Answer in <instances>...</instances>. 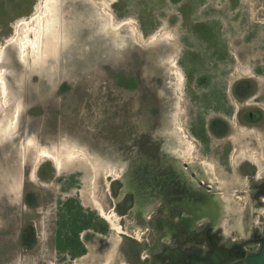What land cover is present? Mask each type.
Instances as JSON below:
<instances>
[{"label":"rangeland","instance_id":"rangeland-1","mask_svg":"<svg viewBox=\"0 0 264 264\" xmlns=\"http://www.w3.org/2000/svg\"><path fill=\"white\" fill-rule=\"evenodd\" d=\"M47 1L0 0V68ZM61 1L50 62L28 47L22 98L0 94V264H216L210 240L249 264L264 121L235 115L264 107V0Z\"/></svg>","mask_w":264,"mask_h":264},{"label":"bare ground","instance_id":"bare-ground-1","mask_svg":"<svg viewBox=\"0 0 264 264\" xmlns=\"http://www.w3.org/2000/svg\"><path fill=\"white\" fill-rule=\"evenodd\" d=\"M81 1V0H80ZM103 1V0H102ZM65 2V1H64ZM70 2V1H69ZM72 2V1H71ZM78 2V1H77ZM63 2L61 0H48L47 3H45V8L42 11H38V13L34 14L32 19L36 20L38 22V24L32 25L33 23H31V21L27 22V35L29 36L28 41H23L21 43L17 42V44L19 43V45L17 46V50L19 51V56H16L14 58V62L13 61H9L6 62L5 57L2 60V68H0V94H2V101L3 104L7 103V104H12L17 102V100H19L21 94H22V83H18L20 80L25 79L24 81H26V77L28 76L29 73L32 74V70L33 68L30 67V60H29V56L30 53L27 54V50L28 47L33 49L34 53H36V58L37 60H41L44 65H47V62H50L48 59V51L46 48H50L49 44L51 43L50 39L53 38V36L55 35L54 31H57V26H58V16H61V14H64L65 11L67 10V8L64 7V5L62 4ZM96 3V2H95ZM73 4V2H72ZM85 4V3H84ZM75 5V4H74ZM79 5V3H78ZM43 6V5H42ZM41 9V7H39ZM80 9V7H79ZM75 10V9H74ZM81 10V9H80ZM73 14V13H72ZM78 15V12H77ZM66 16H69L68 13ZM71 16V15H70ZM77 18V16H76ZM64 19V18H63ZM78 19V18H77ZM60 20V19H59ZM106 20V19H105ZM64 22V20H62ZM68 21V19H67ZM61 22V21H60ZM66 22V21H65ZM111 24V23H110ZM63 25V24H62ZM65 25V24H64ZM68 25V24H67ZM106 25V24H105ZM61 26V25H60ZM55 27V29H54ZM69 28V27H68ZM67 28V29H68ZM65 29V28H64ZM66 29V30H67ZM65 30V31H66ZM59 32V31H58ZM61 32V31H60ZM63 32V31H62ZM34 33L35 36H32V34ZM66 33V32H65ZM115 33V32H114ZM59 33H56V35ZM63 34V33H62ZM61 34V35H62ZM160 34V33H159ZM58 36V35H57ZM159 36V35H158ZM55 38V37H54ZM59 37H57L58 39ZM16 39V38H15ZM56 39V38H55ZM56 39V40H57ZM26 40V39H25ZM155 40V39H154ZM14 41V40H13ZM53 41V39H52ZM59 42V41H58ZM16 43V42H15ZM27 44H30V46H28ZM54 46V45H53ZM52 48V47H51ZM50 48V49H51ZM54 48V47H53ZM54 50V49H53ZM29 51V50H28ZM56 51V50H55ZM32 52V50H31ZM17 53V52H16ZM55 53V52H54ZM15 54V53H14ZM50 55V54H49ZM53 55V54H52ZM1 57V56H0ZM19 57H21V59H18ZM51 57V56H50ZM51 60V59H50ZM13 62V63H12ZM19 63V64H18ZM40 63V62H39ZM33 63H31L32 66ZM41 64V63H40ZM44 65L42 67H44ZM46 67V66H45ZM53 68V66H52ZM45 69V68H44ZM176 71V70H175ZM36 73V72H35ZM30 77V76H29ZM28 77V78H29ZM17 79H19V81H17ZM15 80L17 81L18 84L15 83ZM29 83V82H28ZM24 85V83H23ZM26 85V84H25ZM28 85V84H27ZM22 86V87H21ZM29 87V86H28ZM24 93V92H23ZM29 99V98H28ZM9 105L8 108H9ZM21 105V103H20ZM12 106V105H10ZM14 106V105H13ZM18 110L20 109L19 107H17ZM12 108H10L11 110ZM14 109V107H13ZM12 111V110H11ZM15 111V110H14ZM17 111V110H16ZM19 113V112H18ZM17 113V114H18ZM10 114V111H9ZM15 115V114H14ZM7 116V115H6ZM19 116V115H18ZM15 117V116H14ZM14 117L11 119H14ZM15 120V119H14ZM18 122L17 120L15 122H12V127H10L12 130H14L15 128V123ZM2 123V121H1ZM0 123V124H1ZM8 123V121H7ZM6 125V124H5ZM4 125V126H5ZM8 127V126H7ZM1 125H0V133H1ZM8 128V129H10ZM16 129V128H15ZM6 131V130H5ZM8 131V130H7ZM3 132V131H2ZM7 133V132H6ZM4 134V133H3ZM15 134V133H14ZM1 135V134H0ZM20 141V140H19ZM32 146V145H31ZM33 147V146H32ZM33 151V150H32ZM45 152V151H44ZM49 153V152H48ZM48 153H45L44 155H48ZM102 210V212L108 216H110L106 211H104L102 209V207H100ZM109 212V211H108ZM111 220V219H110ZM113 220V218H112ZM111 220V221H112ZM113 222V221H112ZM116 223V222H115ZM116 226V225H115ZM118 227V226H117ZM119 228V227H118ZM118 243V242H117Z\"/></svg>","mask_w":264,"mask_h":264},{"label":"flooded vegetation","instance_id":"flooded-vegetation-1","mask_svg":"<svg viewBox=\"0 0 264 264\" xmlns=\"http://www.w3.org/2000/svg\"><path fill=\"white\" fill-rule=\"evenodd\" d=\"M244 90V88H241V90ZM259 92V90H258ZM244 93V92H243ZM246 93H249V90H247ZM241 96H245V94H241ZM246 96H250L249 94H247ZM252 98H261V95H260V92L259 94H256L254 96H252ZM254 102H259L258 100H254ZM245 104V103H244ZM261 107V108H260ZM242 109H243V112L241 110H239L237 112V114L235 115V118H238L240 120H243L244 124L247 125V127H250L249 125H255V124H258L259 122H262L264 121V118H262L264 116V107L262 106H258V105H255V106H252V108L250 109H245V105L242 106ZM253 127V126H252ZM251 128V127H250ZM258 129H259V126H258ZM262 155H256L255 157H253L251 160L252 161V164L250 166V169L249 171H247L246 173H243V175H246L247 177H249L250 179H254V180H258V179H264V167L263 169L260 168L261 166V162H260V158H261ZM240 165H244V161H240ZM263 173V174H262ZM121 205V204H120ZM117 210H119L120 212L122 213H126V211L124 210L123 212V209L120 207L118 208ZM191 224V222L189 223ZM194 234H192L191 236L197 241V242H200V241H204V240H207L208 241V233L204 232V235L200 236V234L198 235H195L193 236ZM190 236V237H191ZM198 237V238H197ZM185 241V240H184ZM180 243V242H179ZM210 244L212 245L213 244V247H212V250L211 252L208 254V256L210 257V260L212 261V263H216L218 264L219 263V257H217L218 259V262H216V260H214V257L216 256L215 255V250H216V246H214V243H212V241L210 240ZM234 250V248H233ZM228 251V250H227ZM229 252V251H228ZM232 254H236V252H231ZM169 254V255H168ZM168 256H170V258L172 259V261H181L182 260V252L181 250L178 248V249H173V250H170L168 252ZM148 258L150 257L149 255L145 256L143 259L145 258ZM132 264V263H131ZM134 264V263H133Z\"/></svg>","mask_w":264,"mask_h":264},{"label":"water","instance_id":"water-1","mask_svg":"<svg viewBox=\"0 0 264 264\" xmlns=\"http://www.w3.org/2000/svg\"><path fill=\"white\" fill-rule=\"evenodd\" d=\"M249 264H264V243L262 249L258 255H251L249 258Z\"/></svg>","mask_w":264,"mask_h":264}]
</instances>
